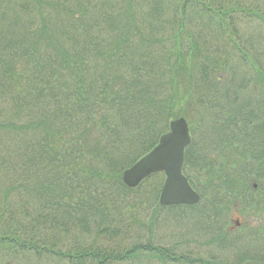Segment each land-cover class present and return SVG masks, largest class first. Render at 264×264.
<instances>
[{"label": "trees", "instance_id": "trees-1", "mask_svg": "<svg viewBox=\"0 0 264 264\" xmlns=\"http://www.w3.org/2000/svg\"><path fill=\"white\" fill-rule=\"evenodd\" d=\"M242 1L0 0V264H224L237 237L230 196L244 177L209 159L221 146H201L207 128L188 119L191 108L202 126L214 118L227 142L235 123L264 137L248 104L233 110L264 88V63H247L264 55L251 20L264 25V2ZM245 30L258 37L255 54L242 47ZM178 117L193 137L183 173L195 206L161 205L162 173L133 189L121 180ZM260 146L245 158L262 174ZM194 212L182 227L216 252L183 256L159 243L163 223Z\"/></svg>", "mask_w": 264, "mask_h": 264}, {"label": "rangeland", "instance_id": "rangeland-1", "mask_svg": "<svg viewBox=\"0 0 264 264\" xmlns=\"http://www.w3.org/2000/svg\"><path fill=\"white\" fill-rule=\"evenodd\" d=\"M245 1V2H244ZM253 1V0H252ZM264 2V0H262ZM255 2V0H254ZM251 5V0L246 1L243 0L240 6ZM252 6V5H251ZM234 8L235 6H230ZM239 11V10H238ZM240 14V21L239 23L243 25V22L246 21V18L243 14ZM252 23L253 27L256 28V30L264 33V25L262 22L258 19L253 17ZM244 28L245 25H244ZM247 29V28H246ZM245 36L248 37L252 42L251 43H244L241 42L242 47L244 46L246 49L250 50L252 54H255V52H258V49L256 48L255 43H259L258 37L256 34L251 32L250 30H245ZM261 49L264 53V41L260 42ZM253 51H251L250 47ZM245 49V50H246ZM248 61L247 63L252 66V62L255 63L257 61V58L259 59V62L264 63V55H247ZM245 60L246 58L244 55H237L235 57H232L230 59V63L235 65L236 67H239L241 64V60ZM264 68V67H263ZM240 87L247 90L248 86L241 85ZM239 87V88H240ZM250 89L255 90V85L250 84ZM242 89H239L238 92H241ZM183 104V102H182ZM242 104H248L249 109L248 111H251L254 116L252 118L258 119L260 117V120L264 121V88L263 85L261 87V91L258 93V97H252L248 100H238L235 102V108L233 110H241ZM185 107V106H183ZM247 109V106H245ZM198 113V110H197ZM190 115V112H189ZM191 117L192 119H188V121L191 124V127L195 128L196 131L198 128L203 127L207 128L203 130L200 133V136L198 138V142L201 146H204L205 148H209L210 144H214L216 146H221L222 153L219 151H215L213 153L211 149L210 151V157L213 156V160H219L222 163H225V169L231 174H234L237 178H243L244 181L241 182L240 179L234 180V182H241V186L239 187V192L244 193L243 196L237 195L235 198L230 196L232 205V208L230 210V215L228 219V225L229 227L232 226V229H235V235L237 237L230 239V251L227 253H221L219 255L220 261L224 264H252L254 261H264V179H261L258 177V175L255 174L254 170L250 169L248 166V162L244 160V157L241 153V157L234 153V151L231 148H225L223 147L226 145V132L223 131L222 134V126L214 123V118L210 119L208 122L212 125H206L200 123L201 121L198 120L197 114L193 111V108H191ZM200 121V122H198ZM235 128L233 126L230 127L229 133L230 136L235 139L233 148L240 152H248L250 148H252V151L257 150L263 154L262 152V146H260L261 140L262 143L264 141L263 135H261V138L258 136L257 133V126L253 127V134L251 139L249 138L248 134L246 132H239L235 131L233 132L232 129H238L239 126H241V123H235ZM245 133L247 135H245ZM214 136L216 139H214ZM221 136V137H220ZM220 137V138H219ZM253 139V140H252ZM260 148V149H259ZM264 148V147H263ZM217 154V155H216ZM216 155V156H215ZM261 157V154H260ZM257 159V157L255 156ZM255 163H258V160H256ZM257 174H259L257 172ZM261 177L264 176V172L262 174H259ZM248 188L247 190L243 189V186ZM200 213V212H198ZM188 216H177L176 220L177 223L168 221V223H163V227L161 229H158L157 234L155 233V237H160L159 243L166 246L173 248V245L176 249H178L179 253L184 255H190L193 257H197L198 255H201L203 257H206L205 254L209 252H216L215 246L212 247H206L202 245V239L198 236H193L188 232V229L183 228L182 226H186V224L192 225V221H195V217L199 216L197 212L194 213H187ZM167 218H171L169 216H166ZM167 225V226H166ZM158 235V236H157ZM204 244V242H203ZM196 245H202L203 247L200 249H194L192 247ZM207 245V244H205ZM237 249V250H235ZM245 256V257H244ZM199 257V256H198ZM223 259V261L221 260Z\"/></svg>", "mask_w": 264, "mask_h": 264}, {"label": "water", "instance_id": "water-1", "mask_svg": "<svg viewBox=\"0 0 264 264\" xmlns=\"http://www.w3.org/2000/svg\"><path fill=\"white\" fill-rule=\"evenodd\" d=\"M190 143L186 120L177 118L169 123V130L162 134L158 144L122 173V181L130 188L156 172H163L165 180L159 195L163 205H192L199 200L182 174L185 147Z\"/></svg>", "mask_w": 264, "mask_h": 264}]
</instances>
